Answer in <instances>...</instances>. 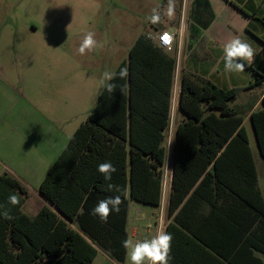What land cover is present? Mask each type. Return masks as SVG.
Returning a JSON list of instances; mask_svg holds the SVG:
<instances>
[{
	"label": "trees",
	"instance_id": "16d2710c",
	"mask_svg": "<svg viewBox=\"0 0 264 264\" xmlns=\"http://www.w3.org/2000/svg\"><path fill=\"white\" fill-rule=\"evenodd\" d=\"M158 50L148 35L140 36L129 60L108 82L116 85L114 92L101 89L96 106L38 189L54 210L43 207L37 216H27L21 208L28 191L9 172L0 175V264H92L98 249L124 260L128 189L134 201L161 205L176 59L167 58L163 78L161 67L154 63ZM125 67L128 76L121 79L119 72ZM263 82L264 74L255 71L254 86ZM239 92L183 75L179 108L184 119L175 135L168 215L192 193L166 232L175 241L173 232L178 231L185 242L223 258V264H264V198L244 117L233 105ZM250 121L264 157V96ZM104 162L117 169L111 181L98 171ZM10 195H17L20 203L11 205ZM115 196L122 203L107 222L93 214L100 200ZM195 201L210 206L197 229L185 222L182 213ZM5 211L13 219H5Z\"/></svg>",
	"mask_w": 264,
	"mask_h": 264
},
{
	"label": "crops",
	"instance_id": "0c3cea01",
	"mask_svg": "<svg viewBox=\"0 0 264 264\" xmlns=\"http://www.w3.org/2000/svg\"><path fill=\"white\" fill-rule=\"evenodd\" d=\"M0 2V175L9 172L28 191L21 209L24 214L33 218L43 207L54 210L52 204L38 192V189L73 134L96 106L99 93L104 87L100 85V78L105 63L104 59H98L96 61L98 69L94 71V49L84 55L77 51L84 36L92 32L95 18H71L70 22L74 25L69 36L63 35L60 29L48 36L42 34L39 25L30 18L25 16L16 18L14 11H9L11 0ZM172 2L175 6L176 1ZM174 6H170L169 11H176L177 14L175 13L172 18L159 19L146 34L155 45L162 31H170L175 36L171 51L161 49L155 52L154 63L161 67L158 72L162 73L163 78H166L168 73L167 58H174L176 68L173 87L177 83L181 88L182 77L188 73L209 80L225 90L240 89L236 100L243 91L251 89V84L248 83L239 87L229 83L235 73L224 70L223 48L229 40L239 36L255 50L251 63L241 61L245 64V70L252 73L253 81L255 71L264 74V0H183L182 13H178ZM64 19L67 18H56L55 23H62ZM140 36L142 35H138L132 42L128 57L121 59L112 73L123 61L129 60L130 50ZM67 39L71 41L69 50L62 46L63 41ZM107 56L109 57V50ZM64 72H69L65 74V79ZM176 75L179 77V83ZM47 86L52 89L49 94L45 93ZM259 95L258 100L247 95L238 102L236 107L244 117V122L250 121L251 113L262 107L264 91ZM79 110H82L81 113ZM81 116L84 119L79 121ZM183 119L184 115L178 103L174 110L171 140L168 141L166 137V144H170L172 148L171 165L177 126ZM252 130L255 136L253 126ZM167 134L169 135V131L166 136ZM256 145L260 160L255 159V153L251 146L250 148L257 168L258 185L264 198V157L257 140ZM260 178L263 179L262 186ZM171 191L172 186L167 188L164 206L167 217L164 220L161 205L150 206L134 201L128 189L126 197L129 201L126 225L128 239L130 234L134 238L140 236L139 223L145 219L155 220L157 232L161 229L167 230V226L174 221L192 193L175 213L169 216ZM131 202L137 203L135 210H132ZM195 203L194 207L182 212L183 219L193 229L199 227L198 220H202L210 213L208 204L201 201ZM146 207H153L158 211L147 217ZM178 227L189 234L186 229ZM173 233L176 240H173L172 257L169 258L168 264L225 262L223 258L213 257L195 244L185 242L180 238L183 236L178 231L175 230ZM100 254L114 259L110 250L98 249L96 258ZM127 259L128 250L123 261L114 260L125 264Z\"/></svg>",
	"mask_w": 264,
	"mask_h": 264
},
{
	"label": "rangeland",
	"instance_id": "374dc122",
	"mask_svg": "<svg viewBox=\"0 0 264 264\" xmlns=\"http://www.w3.org/2000/svg\"><path fill=\"white\" fill-rule=\"evenodd\" d=\"M172 1H176L175 6ZM182 2L183 0H11L9 3V11L13 10L16 18H22V16L30 18V20L39 25L41 33L48 36H51L59 29L63 35L69 36L74 25L70 22L71 18H95L92 29V33L95 34L94 38L97 41V46L94 48V71L98 69L96 61L98 59H104V72L108 71L112 73L121 59L128 57V51L134 39L140 34L146 35L151 30L152 25L155 24L150 19L153 15V10L159 15V19L172 18L177 12H170L169 10L174 6L178 13H182ZM56 18L67 19H64L62 23H55ZM70 45V39L64 40L62 43L63 48L67 50H69ZM108 50L109 57L107 56ZM65 74H69V72H64V79ZM176 80L179 83L178 75H176ZM229 83L232 86L235 85L238 87L241 84H251V89L243 91L234 102L235 106L247 95L254 96L253 99L258 100L260 97L259 94L264 91V82L260 86H254L252 73L246 70L242 73H235ZM96 87L95 85V91L97 93ZM51 92L52 89L47 86L45 93L49 94ZM65 92L66 90L64 88ZM79 111L81 113L82 110ZM81 119L84 118L81 116L79 121ZM244 126L248 131L250 146L255 153V159L258 161L261 157L257 150L250 121L245 120ZM259 163L257 162V164ZM260 185H263V179L261 178ZM136 206H138L137 203L131 202L132 210H135ZM160 209L164 212L163 216L165 220L167 211L164 205ZM145 211L147 217H149L158 210L153 207H146ZM139 228L140 236L138 238H134L130 234V239L134 243L144 239H151L157 233V225L154 219L141 221ZM93 264L121 263L100 254ZM125 264H130V261L127 259Z\"/></svg>",
	"mask_w": 264,
	"mask_h": 264
},
{
	"label": "clouds",
	"instance_id": "9594fccd",
	"mask_svg": "<svg viewBox=\"0 0 264 264\" xmlns=\"http://www.w3.org/2000/svg\"><path fill=\"white\" fill-rule=\"evenodd\" d=\"M153 23L159 20V15L153 10V15L150 17ZM94 33L88 32L80 43L77 49L80 55L92 51L97 46V41L94 38ZM255 56V50L252 45L239 36L233 37L229 40L223 48V63L224 70L230 73H242L245 70V64L241 61H248L251 63ZM116 74L105 71L100 78V85L107 88V91L114 92L116 85L108 83L115 78ZM128 76V69L122 68L119 72L121 79ZM98 171L103 174L105 181H111L112 174L117 171L111 162H104L98 165ZM109 188L113 185L109 184ZM8 201L11 205L15 206L20 203L17 195H10ZM122 203L120 196L109 197L100 200L96 207L93 209V214L107 222L111 212H119V206ZM4 218L11 220L13 217L8 211L3 213ZM173 237L170 233L164 230L158 231L151 239H144L136 241L132 239H125L123 247L128 250V260L130 264H168L169 254L171 250V242Z\"/></svg>",
	"mask_w": 264,
	"mask_h": 264
},
{
	"label": "built area",
	"instance_id": "2783aa9c",
	"mask_svg": "<svg viewBox=\"0 0 264 264\" xmlns=\"http://www.w3.org/2000/svg\"><path fill=\"white\" fill-rule=\"evenodd\" d=\"M167 37V39H165ZM175 41V36L173 33L170 31H162L157 39V46H159L161 49L166 50V51H171L173 44ZM180 94H181V88L175 84V86L172 88V95H171V111H170V126H169V135L166 136L171 140V129L174 126V110L176 105L179 103L180 99ZM167 146V151H166V158H165V163L162 169V196H161V206H165L166 203V195H167V188L172 186V178H173V166L171 165V145L166 144Z\"/></svg>",
	"mask_w": 264,
	"mask_h": 264
},
{
	"label": "snow or ice",
	"instance_id": "6c2138e0",
	"mask_svg": "<svg viewBox=\"0 0 264 264\" xmlns=\"http://www.w3.org/2000/svg\"><path fill=\"white\" fill-rule=\"evenodd\" d=\"M165 39H167V37H165Z\"/></svg>",
	"mask_w": 264,
	"mask_h": 264
}]
</instances>
